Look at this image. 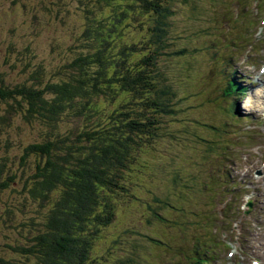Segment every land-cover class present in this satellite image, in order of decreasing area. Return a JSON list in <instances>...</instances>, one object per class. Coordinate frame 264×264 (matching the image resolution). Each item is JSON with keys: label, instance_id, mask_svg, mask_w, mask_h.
I'll list each match as a JSON object with an SVG mask.
<instances>
[{"label": "trees", "instance_id": "trees-1", "mask_svg": "<svg viewBox=\"0 0 264 264\" xmlns=\"http://www.w3.org/2000/svg\"><path fill=\"white\" fill-rule=\"evenodd\" d=\"M3 1L0 0V23L10 15L21 20L20 27L27 29L29 21L36 23L37 15H43L44 22L52 27L80 10L82 18L85 13L90 30L79 46L67 47L68 54L58 57L71 53L72 58L51 67L22 62L20 55L30 52L34 44L25 34L24 45L18 43L17 26L11 25L4 36L7 39H0V69L4 70H0V191L21 194L24 203L19 209L25 207L30 214L15 237L9 215L14 206L6 202L9 210L1 215L4 223L0 228L2 234L5 230L8 233L3 238L0 234V264H105L94 251L99 227L105 220L116 242L121 237L120 230L111 225L116 211V225L124 222L126 231L134 233L135 224L141 223L137 208L148 196L127 195L135 185L138 169L156 163L157 174L162 173V153L158 148L163 141L158 134V115L168 110L159 93L157 96L158 74L151 68L156 67L152 55L159 53V46L148 44L145 38L133 41L132 56L139 58L135 64L129 54L119 52L124 46L116 48L128 42L126 32L109 40L108 30L142 19L140 27L153 33L150 14H156L163 3L174 5L175 1L83 0L72 11L68 7L70 0ZM75 29L74 41L80 33L79 27ZM75 29L69 33L70 40ZM131 38L137 39L135 34ZM6 43L9 48L3 46ZM160 44L163 49L165 43ZM106 52L123 61L114 64L113 72L108 62H100ZM95 63L99 64L97 69ZM115 71L125 87L108 93L114 98L102 112L108 92L104 88L108 87V78L117 80ZM91 118L101 124L90 123L86 127ZM17 120L25 129L39 124L41 130L32 141L5 135L4 131ZM76 127L81 133L75 143ZM9 151L14 154L8 155ZM32 162L34 167L29 170ZM162 191L160 186L149 189L150 194L158 196ZM176 263L173 259L172 264Z\"/></svg>", "mask_w": 264, "mask_h": 264}, {"label": "rangeland", "instance_id": "rangeland-1", "mask_svg": "<svg viewBox=\"0 0 264 264\" xmlns=\"http://www.w3.org/2000/svg\"><path fill=\"white\" fill-rule=\"evenodd\" d=\"M83 0H70L69 2V9L72 11L75 9L78 3H81ZM121 1V0H119ZM175 6L173 8V11L175 12V19L172 21V25L170 27V33L177 32L175 20L180 19L182 23H189L190 25H193V22L195 23V27L193 29H190L189 25H183L185 27H182L183 29L181 31L185 32V36L183 37L185 39V42L194 45L199 46L201 49L204 50V52H208L209 54H215L212 52L211 47L208 45V39L211 37H216L219 35L220 38H222V49H224V35L225 30H220V34L215 31V24L217 23V19L219 17H223L226 21L228 26H233V18H234V12L231 8L233 5H235L239 0H227L223 4H219L217 0H188L185 3H180L179 0H174ZM4 3L6 0L3 1ZM33 3H30L31 5ZM258 4L261 6V10L258 8ZM263 4V7L262 5ZM35 5V4H34ZM33 5V6H34ZM243 4H241V8ZM82 7V6H81ZM83 8V7H82ZM85 8H83L84 11ZM176 10V11H175ZM250 10H253L254 14L252 16H249L251 21L255 22V26L252 31L247 32L243 31L240 34V39L236 42V46L231 47V52L233 53L235 59L233 60V63L231 64L232 70L236 71L238 74L241 75V78L249 79L252 76L261 77L264 78L262 74H260L261 66L264 65V51L262 53L263 61L260 62L257 66L251 65L249 68H246L244 66V63L247 61V59L251 58V62L256 58L255 56H249V53L251 52L253 46L255 44H258V41L261 39H264V27L260 26V21L264 18V0H254L253 4L250 6ZM258 10V13L256 12ZM34 12H32L33 14ZM82 13L80 10L77 14L71 12L68 16V18L59 24L55 26V24L52 25V27H48L50 25L47 22H44L45 16L43 15H37V21L36 23L29 21L27 29L20 27L21 20L14 19L10 15H8L7 18H5L0 23V39L5 36V33L7 34L8 29L12 26H17V29L20 30V39L18 40V43H21L24 45V41L22 40L23 34L27 35L30 38L31 44H34V47H32L31 51H26L23 56L20 55V58L22 59V62L28 63L31 62L32 64H41L43 67H51L54 64L59 63L60 65L63 63V61L67 58H72L73 56L71 53L69 55L64 56L62 59H59L58 57L63 54L67 53L68 50L67 47H72L75 45L77 47L78 45L75 44V42L81 44V41L84 40L85 35H80L81 31L86 32L90 30V26L88 24V19L84 13V18H82ZM190 15V17H189ZM171 16V15H170ZM191 18V19H190ZM148 20V19H147ZM192 20V21H191ZM177 24H180L179 20L176 21ZM221 22V19L218 20V23ZM236 22V20L234 21ZM2 24V25H1ZM88 25V26H87ZM204 25L206 27H204ZM189 26V27H188ZM225 26V25H224ZM76 27L80 28L79 35L75 38L76 35ZM74 30L72 39H69V33L71 30ZM136 29L129 28L127 31V25L120 24L117 25V28L113 29L111 32L108 30V38L109 40H114L122 36L125 32L126 33V39H129L131 36L135 34ZM177 34H173L171 36V39L174 41L180 36H176ZM244 35H248V39H243ZM137 37V35H135ZM7 39V37H4ZM236 38L235 35L232 34V37L230 40ZM251 39V41H248ZM183 45V42H179ZM32 44V45H33ZM6 48H9L8 44L6 43L3 45ZM243 48V50L239 48ZM104 58L103 61L105 63L110 64V70L114 69V64L121 61L118 57L112 56L110 53H103ZM131 60L133 57H129ZM203 56H195L192 58H189L187 60H181V61H169L167 65L164 66V69L161 71V77L162 81H165L167 83V86L169 87L166 92L169 94L165 95V98L172 97V95L176 96L178 95L180 97V102L178 104H174L172 107L177 113L179 114V118L183 120L184 126L186 127V131L189 133V135L195 137V135L199 139H204V144L200 143L196 140H193L195 144H197V156L195 157V161H202V156H204V153L201 149H198V147H215L216 149H220L219 153H224L228 149L227 139L230 137V135H235L236 137H239L237 134H233L228 130L227 128H218L217 125H213V120H216L215 117L216 111L213 108L212 104L207 103H201L198 99V90L200 91V98L201 100L210 99L213 97V100L216 102H219L222 105V102L219 99H216V96L214 97V90H218L220 87L221 79L220 75L218 74V70H214L210 72L206 71V64L203 62ZM123 62V61H121ZM211 61L209 60V63ZM207 69L210 71V65L208 64ZM243 69V70H242ZM1 71L2 68L0 69ZM250 70V71H249ZM247 71V75L245 72ZM18 77H22L21 74L18 75ZM202 88V90H201ZM249 98L246 101V106H255L256 102L253 98L254 94L259 90L249 89ZM119 91V90H118ZM173 99V98H172ZM240 108L244 112V114L248 115V112H246L240 102ZM92 121V118L89 122ZM234 124H237V121H233ZM168 127L170 128H177L178 131L184 135L187 136L186 132L180 127V122L175 120H166L164 122ZM248 127V125H246ZM18 127V128H17ZM32 126L27 127L26 129L24 126L20 125V121H15L13 127H8L9 129L4 131L5 135H10L14 139H17L19 141L25 140V141H32L33 136L36 133L38 134L39 130H41L40 125H36L35 128L31 129ZM17 128V129H15ZM213 128H216V131L218 133H214L215 131L212 130ZM12 129V130H11ZM28 129V130H27ZM81 132L78 131L76 128L73 132V141L76 143L78 140V136ZM3 134V136H5ZM0 137H2L0 135ZM188 137V136H187ZM177 141H181L180 137L177 139ZM175 143V137L171 136L167 143H165L164 148L168 149L171 145H174ZM207 145V146H206ZM193 151V154H195V147L191 148L188 147ZM163 148H158L159 152L167 153L166 150ZM246 152L248 155H253L252 157L249 156L248 159L254 158V147L249 145L245 146ZM11 156L14 154V151H9ZM217 154V153H215ZM258 155L264 156V144L262 146H259L258 148ZM217 160L220 156L215 155L214 156ZM239 162L242 164L239 165ZM163 163V162H162ZM190 163V160L186 157L183 153L173 152L167 156L166 162L164 166H161L162 173L161 175L157 174V170L159 166L156 163H152L148 166L147 169L142 168L138 169L136 175H135V185H134V192L133 194H149V189L151 186L155 187H162L163 190L171 184L174 177L176 176V172L178 170L183 169L185 165H188ZM244 160L238 159L234 157V162L226 161L224 162V169L223 174L225 175H234L236 177H244V180H246L245 185L246 189H250L253 191L256 195H260L264 192V182L262 184H259L256 179L258 177H262L264 180V173L261 175L258 174H250L248 176L246 173V169L243 166ZM258 166H262L264 170V158L260 163H258ZM34 167V162L29 166V170ZM28 170V171H29ZM184 171H189L195 173V165L193 166H186L184 168ZM198 172L201 174L202 169L199 167ZM233 182H235V177L231 178ZM253 180V182H251ZM18 187V186H17ZM20 187V185H19ZM19 192V191H18ZM12 190L7 191L6 193H3L2 190L0 191V224L4 223V220L2 219L1 215L5 212L7 213L9 210V207L6 206V202H10L11 205L14 206V211H11L10 217H11V226L14 231L15 237L17 236V231H19V227L21 223L25 220H27L30 217V214L25 210V207H23L21 210L19 209L21 207V204L23 205L22 201V195L19 193H15ZM24 194V191L20 192ZM240 195V194H238ZM179 202L180 204L185 208L183 211V215L188 216L190 211H195V199L187 193L185 190H181L179 194ZM22 201V202H21ZM194 201V202H192ZM21 203V204H20ZM259 205H261L259 203ZM11 210V209H10ZM32 211V210H30ZM29 211V212H30ZM151 213L149 209L146 210L145 214ZM9 223V224H10ZM155 227L157 228V224L154 223ZM151 224H147L143 226V231L146 233L151 234ZM8 228V227H7ZM187 228L185 224H177L174 226L175 230H181L184 231ZM3 231V230H2ZM29 230L27 229V233ZM5 234L8 233V230H5ZM3 233V234H4ZM25 233L24 230V234ZM0 234H3L1 232L0 228ZM173 249V248H172ZM164 252L168 253V249L162 248ZM160 251V250H159ZM165 254H159L154 257V260L151 259L152 263L157 259H161L164 257ZM0 258H3V256L0 254ZM172 264V263H171ZM176 264H188L184 260L176 263Z\"/></svg>", "mask_w": 264, "mask_h": 264}, {"label": "clouds", "instance_id": "clouds-1", "mask_svg": "<svg viewBox=\"0 0 264 264\" xmlns=\"http://www.w3.org/2000/svg\"><path fill=\"white\" fill-rule=\"evenodd\" d=\"M167 2H165V3H163L162 5V7H160V12H159V14H161L162 16H163V18H165V20H166V17L169 15V13L171 12V11H173V8H174V5L172 4V2L170 3V4H166ZM81 4V3H80ZM82 5V4H81ZM176 11V10H175ZM161 32H165V33H167V30H166V28H164L163 30H161ZM126 37V36H125ZM128 40V39H127ZM136 39H132L131 37H130V41H128L127 43H125V44H120V45H117L116 46V48H117V50H118V48L119 47H121V46H124V48L122 49V50H120L119 52L120 53H123L124 54V52H125V49H128V48H130V46L132 45V43H133V41H135ZM75 44H77L78 46L80 45L79 43H77V42H75ZM159 52V51H158ZM133 53V51H131L130 53H129V56L128 57H133L132 54ZM126 54V53H125ZM160 56H163V58H164V56L165 55H162L160 52L157 54V55H154V56H152L153 58H154V61L155 60H160ZM166 58L165 59H167L166 60V63H165V65H167V63H169V61H171V60H169L168 58H167V56H165ZM135 58H137V57H135ZM139 59V58H138ZM100 62H101V64L102 65H105L106 63L103 61V57L100 59ZM116 64H118V62L116 63ZM95 65V69H97L98 67H99V64L97 63H95L94 64ZM94 69V70H95ZM115 70V66H114V69L113 70H111V72H113ZM243 70V69H242ZM250 71V70H249ZM245 74L247 75V71L245 72ZM116 78H117V80L116 81H112L110 78H108V81H109V84H108V87H106V88H104V89H108V92H105V94H106V97L104 98V101H105V103L103 102L102 103V105H101V109H102V111L103 112H105L106 111V109H108L107 107L109 106V104H110V102H111V100L114 98H112L111 96H109V92L112 90V89H115L114 88V86H119V87H125L124 86V84H123V82L119 79V77H118V74H117V71H115L114 72V74H113ZM161 75V74H160ZM102 78V77H101ZM250 79L252 80V81H254L255 80V76H252V77H250ZM122 82V83H121ZM156 91V93H158L157 92V90H155ZM166 94H169L168 92H166ZM165 94V95H166ZM165 95H164V97H162L161 99L164 101V102H167V101H173V102H175L176 104H178L179 102H180V97L178 96V95H176V96H174V95H172V97H170L169 96V98L167 99V98H165ZM173 98V99H172ZM248 98H249V93L248 92H245L244 94H242L240 97H238V100H240V102H241V106H242V108L246 111V112H251V113H253V114H255V109H252L250 106H246V101L248 100ZM168 103V102H167ZM166 103V104H167ZM172 104V103H171ZM90 123H100L99 121H97V120H95V119H92V121L91 122H89V124ZM83 124V123H82ZM80 125V126H83V125ZM79 127V126H78ZM77 128V127H76ZM175 131H177V130H175ZM183 137H184V135H182ZM175 137V143H174V145H171L168 149H174V148H176L177 150H178V146H180L181 144H183V142L182 141H177V139L179 138V131L176 133V136H174ZM181 140V139H180ZM148 196V195H147ZM150 200V198H149V196L147 197V201H149ZM149 210H151V208L149 207L148 208ZM139 210L141 211L142 209L141 208H139ZM191 234H189L187 231H182V237H184V241H185V243H190L191 242V237L192 236H190ZM179 238H176L175 239V243H177V244H179ZM130 244H134L135 242L134 241H132V240H129L128 241Z\"/></svg>", "mask_w": 264, "mask_h": 264}, {"label": "bare ground", "instance_id": "bare-ground-1", "mask_svg": "<svg viewBox=\"0 0 264 264\" xmlns=\"http://www.w3.org/2000/svg\"><path fill=\"white\" fill-rule=\"evenodd\" d=\"M226 202H227V203H230V200H229L228 198H226Z\"/></svg>", "mask_w": 264, "mask_h": 264}]
</instances>
